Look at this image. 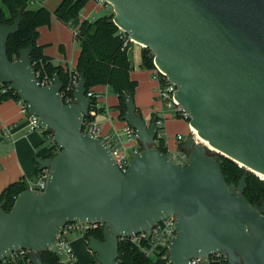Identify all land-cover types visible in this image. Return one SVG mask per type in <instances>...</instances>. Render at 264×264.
<instances>
[{
  "label": "water",
  "instance_id": "1",
  "mask_svg": "<svg viewBox=\"0 0 264 264\" xmlns=\"http://www.w3.org/2000/svg\"><path fill=\"white\" fill-rule=\"evenodd\" d=\"M113 22L137 44L151 49L154 65L177 86L176 99L190 116L197 137L184 142L186 164L157 149L155 120L137 113L126 97L124 120L142 150L124 173L101 137L82 131L93 99L84 72L74 102L62 101L64 82L35 77L34 45L11 61L7 42L19 31L0 22V84H8L27 104L29 116L53 133L59 148L35 160L48 170L45 190L26 189L9 212L0 203V261L12 252L42 257L70 222H104L103 236H89L88 249L99 264H119L122 238L176 216L177 234L168 248L171 264L220 254L228 264H264V203L245 197L248 174L228 184L216 154L255 175H264V0H105ZM258 176V175H257ZM260 177V176H259Z\"/></svg>",
  "mask_w": 264,
  "mask_h": 264
},
{
  "label": "trees",
  "instance_id": "2",
  "mask_svg": "<svg viewBox=\"0 0 264 264\" xmlns=\"http://www.w3.org/2000/svg\"><path fill=\"white\" fill-rule=\"evenodd\" d=\"M40 0H0V22L2 24L12 25L19 13H22V22L19 31L11 35L7 42L8 56L11 61L19 57V51L34 45L31 54L32 65L37 71L39 63L43 64L45 71L52 78L57 73L64 84L69 80V70L63 66L56 65L52 59L43 52L44 46L38 44L39 28L50 26L55 17L61 23L75 29V39L79 43L80 55L77 67L74 73L80 75L82 72L86 78L87 93L93 92L97 86H109L118 97L116 108L120 112V118L124 120L127 111L126 97L129 94L135 96L138 81L131 77L133 70L130 51L124 46L126 38L120 32L118 26L113 22L114 14H104L95 19H82L81 12L90 0H61L54 12L46 7L33 9L32 3ZM104 3V7L107 6ZM142 66L148 70H154V54L151 49L143 47ZM8 84H0V101L13 98L20 102L18 94L8 89ZM6 89L5 91H3ZM96 94V93H95ZM73 96V94H71ZM94 98V97H93ZM65 101V100H64ZM91 105L88 118L93 119L99 112L95 107V102ZM137 113L141 111L137 108ZM157 118V117H156ZM154 118V120L156 119ZM189 123V121H187ZM44 136L42 146L37 149L35 157L43 159L52 158L57 153V146L50 144L47 136ZM155 147L165 153H168L164 137L157 138ZM183 152L185 151L182 147ZM216 159L220 163L224 176L228 184L238 185L239 180L244 173L248 174L245 197L252 205L262 206L264 203V179L248 172L244 167L233 162L229 158L216 154ZM40 173L37 166V175ZM28 189L25 181H17L10 184L0 195V203L6 199L5 210L9 212L15 202L16 197ZM103 240V230H96L86 233V239L89 236ZM120 259L119 264H166L165 261L158 258H148L142 250L128 241H121L119 244ZM42 257L48 264H63L59 257L53 251H44ZM0 264H7L0 261ZM210 264H228L226 257L216 254L210 257Z\"/></svg>",
  "mask_w": 264,
  "mask_h": 264
},
{
  "label": "crops",
  "instance_id": "3",
  "mask_svg": "<svg viewBox=\"0 0 264 264\" xmlns=\"http://www.w3.org/2000/svg\"><path fill=\"white\" fill-rule=\"evenodd\" d=\"M60 2L61 0H40L34 2L32 6L36 3L38 7L34 9L46 7L54 12ZM98 5V2L90 0L82 10L81 18L92 20L99 17L96 13L101 14L103 10L106 11V8ZM38 44L44 46V54L50 57L54 64L63 66L65 70H76L80 47L70 26L53 17L50 26L39 28ZM142 51V45L131 44L130 57L133 65L131 77L139 83L134 96L136 107L141 111L147 123L167 114L164 138L168 153L170 155L180 153L181 156L185 153L182 150L184 142L191 135L190 125L188 122L184 123L186 121L183 119L175 117L172 111L165 110L157 101L159 83L155 78V69L143 68ZM94 91L99 95L97 101L99 112L95 115V120L102 135L110 137L112 143L120 151L127 148L128 153H131L139 143L128 139L126 133L128 124L120 118V112L116 108L119 102L117 95L105 85L95 87ZM5 128L9 129L12 137ZM179 135L182 136L181 141L177 139ZM43 142L44 135L40 131L29 130L28 114L24 113L23 105L19 101L13 98L0 101V195L14 182L36 179L39 165L35 160V154ZM69 241L75 254L73 264H99L96 254L88 249V240L83 235L71 233Z\"/></svg>",
  "mask_w": 264,
  "mask_h": 264
},
{
  "label": "built area",
  "instance_id": "4",
  "mask_svg": "<svg viewBox=\"0 0 264 264\" xmlns=\"http://www.w3.org/2000/svg\"><path fill=\"white\" fill-rule=\"evenodd\" d=\"M94 1L98 3H102L103 5L104 3H106L105 0H94ZM119 30L122 33V35L126 38L124 46L127 47L128 50L130 51L131 44H136V42H134L124 30H122L121 28H119ZM73 31H74V38H75L76 31L75 29H73ZM40 62L37 63L39 64V66L37 68V71L35 70V77L40 81V84L42 86L51 85L53 83L54 77L52 78L51 76H49V74L45 71L43 64H41ZM74 72L75 71H69L70 73L69 80L64 85L63 89L60 91L62 101L66 104H70L74 102V95L72 96L71 94H74V90H75V87L78 83L79 76H80ZM155 78L157 79L159 83L158 90H157V96H156L157 101H159L162 104L165 110L172 111L175 117L179 119H183L185 121H189L190 116L187 114V112L183 109V107L178 103L176 99L175 94L177 91V86L174 83L169 82L166 74L162 72L161 70H159L157 67L155 68ZM8 89H10V87ZM5 90L6 89H4L3 91ZM95 93L89 92L87 93V96L93 99V101L94 99L96 100L95 107L99 109L98 102H97L99 95ZM20 103L23 105L24 113L28 114L29 130L30 131H35V130L40 131L44 136L46 133H48V135L46 136L48 138L49 143L56 145L54 141L53 133L49 132L46 128L42 126V124L40 123L39 117L29 116L27 104H25L21 100H20ZM166 118H167V114H164L155 119L156 127H157L156 141H157V138L164 137L161 131L164 128ZM5 129L10 135V137H12V135L9 132V129L8 128H5ZM190 130H191V135H193L196 140L200 141L199 137H197V134L193 132L191 127H190ZM82 131L90 135L101 137L105 141V143L108 145V147L110 148L116 160V163L118 164V167L124 173L127 171L132 158L142 150L140 143L136 139L134 130L129 125L126 129V133L128 135L129 141L139 143L138 147L135 148L131 153H128L127 148L124 151H120L112 143V141L110 140V137L102 135L101 129L99 128L98 123L95 120V118L89 119L88 117H86L82 125ZM177 139L178 141H181L182 136L179 135ZM57 149H58L57 150V153H58L59 151L58 146H57ZM170 156L172 157L174 161H176L177 154H172ZM181 158L186 159V153H183V155H181ZM48 177H49L48 170H42L37 175L34 181L28 180L25 182L28 185V189H33V190H36L42 193L46 188ZM104 225L105 223L102 221L67 223L62 229V231L60 232V234L58 235L57 240L55 244L53 245V247L50 249V251H53L59 257L61 263L73 264L75 260V254H74V250L69 241V235L71 233H77V234L84 236L86 233H89L92 231L103 230ZM176 234H177L176 216L173 215V216H169L163 219L161 222L156 224L153 227L150 236H148L146 232H142V233L130 236V237L122 238L120 242L128 241L131 244L139 247L146 257L157 258V255H158V258L165 261L166 264H171V262L169 261L168 248H169L170 241ZM30 254L31 252L29 250L19 249L7 255L5 258L2 259L1 262L7 263V264H32L30 261ZM189 264H210V257L193 258L190 260Z\"/></svg>",
  "mask_w": 264,
  "mask_h": 264
},
{
  "label": "rangeland",
  "instance_id": "5",
  "mask_svg": "<svg viewBox=\"0 0 264 264\" xmlns=\"http://www.w3.org/2000/svg\"><path fill=\"white\" fill-rule=\"evenodd\" d=\"M108 4V3H107ZM101 5H103L102 3H99V7H101ZM35 7H38V5L35 3V5H33L32 6V8L34 9ZM105 8H106V11H102V13L100 14V12L99 13H96V14H99V16H102V15H104V14H111V13H113L114 15H115V12H114V8H113V6L112 5H110V4H108L107 6H105ZM102 10V9H101ZM100 10V11H101ZM107 12V13H106ZM73 33V32H72ZM76 46H78V44L76 43ZM131 53V52H130ZM185 121V120H184ZM184 123H187V121L186 122H184ZM164 130H165V128H163L162 129V134H163V136H165V133H164ZM189 134V133H188ZM188 136V135H187ZM176 161H178V162H180L181 164H186L187 163V159H182L181 158V156H180V153L179 154H177V158H176Z\"/></svg>",
  "mask_w": 264,
  "mask_h": 264
},
{
  "label": "bare ground",
  "instance_id": "6",
  "mask_svg": "<svg viewBox=\"0 0 264 264\" xmlns=\"http://www.w3.org/2000/svg\"><path fill=\"white\" fill-rule=\"evenodd\" d=\"M192 130H193V132H194L195 134H197V130H196V129L192 128ZM200 141H201L204 145L210 147V146L208 145V142H207V141H205V140H203V139H200ZM210 149H212V150L214 151V149H213L212 147H210ZM257 175L260 176V178L264 179V175H261V174H259V173H257Z\"/></svg>",
  "mask_w": 264,
  "mask_h": 264
},
{
  "label": "flooded vegetation",
  "instance_id": "7",
  "mask_svg": "<svg viewBox=\"0 0 264 264\" xmlns=\"http://www.w3.org/2000/svg\"><path fill=\"white\" fill-rule=\"evenodd\" d=\"M247 181V180H246Z\"/></svg>",
  "mask_w": 264,
  "mask_h": 264
}]
</instances>
